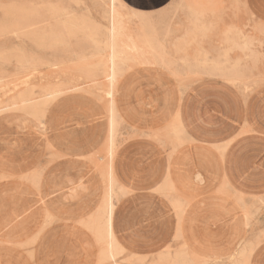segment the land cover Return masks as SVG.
<instances>
[{
    "label": "crops",
    "instance_id": "1",
    "mask_svg": "<svg viewBox=\"0 0 264 264\" xmlns=\"http://www.w3.org/2000/svg\"><path fill=\"white\" fill-rule=\"evenodd\" d=\"M169 1L140 0L149 8L137 9ZM245 3L264 23V0ZM149 72H127L115 92L134 136L112 160L120 187L113 235L126 252L157 254L177 234L176 200L185 243L199 256H227L241 248L249 227L233 194L264 197V85L244 97L225 81L182 86ZM172 113L184 134L163 149L150 136H165ZM107 130L103 106L78 93L59 97L39 120L0 115V264H95L92 223L105 193L95 159ZM247 264H264V242Z\"/></svg>",
    "mask_w": 264,
    "mask_h": 264
},
{
    "label": "rangeland",
    "instance_id": "2",
    "mask_svg": "<svg viewBox=\"0 0 264 264\" xmlns=\"http://www.w3.org/2000/svg\"><path fill=\"white\" fill-rule=\"evenodd\" d=\"M132 1L136 7L130 5ZM138 5L149 8L140 0H0V112L17 101L19 93L27 87H32L33 96L39 99L44 93L56 94L46 110L68 93L95 99L103 106L106 117L113 103L115 119L118 120L114 131L116 150L134 134L121 121L120 102L115 92L123 76L136 68L148 69L156 75H169L182 86L207 78L225 81L244 97L264 85V23L248 10L245 0H171L163 8L148 12L139 11ZM112 9L118 15L112 13ZM18 11L24 15L30 13L27 18L20 16L23 21L27 20L25 24H32L26 32L28 35L22 33L24 29H19L24 24L23 21L18 23ZM133 12L142 13L143 20L137 19ZM66 17L73 18L82 32L66 35L61 44L49 45V33L62 31L58 21ZM140 21L144 24L140 25ZM112 28L130 60L115 74L114 87L109 93L108 52L104 42L96 45L87 39L86 31L104 37ZM138 30L153 37L151 46L144 43ZM39 35L44 36V45L36 42L34 37ZM130 47H134L133 50ZM19 56L24 60L20 62ZM164 131L165 136H150L163 149L171 145L174 148L182 141V134L172 133L169 125ZM109 139L107 130V139L95 159L105 181L104 198L97 209L100 216L105 215L107 202L116 201L120 190L116 180V185L111 187L107 174ZM233 195L236 201L243 203L246 225L249 226L241 248L227 256L212 252L197 258L193 264H237L248 260L255 245L264 242V197L252 199ZM173 204L184 212L178 201L173 200ZM179 227L172 243L155 255L135 256L123 250L103 261L96 257L95 264H176L179 260L188 261L196 253L181 237Z\"/></svg>",
    "mask_w": 264,
    "mask_h": 264
},
{
    "label": "bare ground",
    "instance_id": "3",
    "mask_svg": "<svg viewBox=\"0 0 264 264\" xmlns=\"http://www.w3.org/2000/svg\"><path fill=\"white\" fill-rule=\"evenodd\" d=\"M113 1H115V0H113ZM18 12H17V16H18L17 18L20 19V22H18V23L21 24V21H23L22 20L23 18H20V16L24 15V13H21V11L19 13ZM193 12H197V11L194 10ZM112 13L117 14L116 12H114V9H112ZM29 14L30 13L25 14L24 15L25 18H27ZM141 14H139L138 12L137 13L133 12V15L137 19H140V20L142 19L143 20V17H142ZM198 17H200V16L198 15ZM24 22H27V20L23 21L24 26H19V29L20 30L24 29V32H22V33L25 34V35H28L26 32H28V29L30 27H32V24L29 23V22L27 24H25ZM58 23H60V25L63 28V30L62 31H51L49 33V38H50L49 45L61 44L63 42V38L66 35H68V36L69 35H76L77 33L82 32V29L79 28L78 23H76L73 18L66 17L64 20L58 21ZM140 23H141L140 25H142V23L144 24V21H140ZM139 28H143V27L139 26ZM139 31L140 30H138L137 33ZM142 31L139 32V33H142L141 36H142V39H143L144 43L148 44L149 46H151L153 37L150 34H143ZM22 33H20V34H22ZM139 35L140 34H138V37H139ZM86 37H87V39L96 42V45L99 42H104V47L106 48V50L108 52V56H109L108 62H107V65H106V71H107L106 73H107V80H108L107 87L109 89V93H111V91H112V89L114 87L115 74L117 72L123 70L121 68L122 65L125 62H127L128 59H129L126 56L125 50H123L125 48L122 49L123 46L121 47V45L119 44L118 37H116V35L114 34L113 28H112L111 31H108L104 35V37L101 36V35L98 36L96 32L88 30V31H86ZM34 38L36 39V42L39 45H44L42 43V40H43L44 36L39 35V36H35ZM120 39H122V38H120ZM137 44H139V42H137ZM140 45H139V47H141ZM130 46H132V45L130 44ZM133 48L134 47H132V48L130 47L129 49L133 50ZM139 51L142 52L141 50H139ZM135 52H136V50H135ZM23 60L24 59L19 56V61L21 62ZM130 64H129V66H130ZM55 95H56L55 93H51L50 92V93H47L46 95L44 93V96L42 98H40V99L39 98H35L33 96L32 87H27L25 90H23L22 92L19 93L17 101L13 102L10 106H8V108L3 109L0 112V115H2L4 113H8V112L10 113L11 111L13 113H14V111H19V113H21V115L27 116L29 118L32 117V118H34L36 120H39V119H41L44 116V114L46 112V106L48 105V103L55 99ZM112 97H114V96H112ZM115 111L116 110H115L114 104L111 103V107L108 109V115H107V124H108V131L110 133V139H109V144H108L107 154H106L108 159H109V161H108L109 164H108V162L106 164L108 165L107 174H109V176H110L109 177V183H110L111 187H112L113 184L116 185L115 178H114V175H113V168H112V160H113L114 153L116 151L115 150L116 146L114 144V142H115L114 131H115V128L117 127L116 125H117V121H118V120L116 121V119H115ZM169 113H170V110L166 109L165 110V114L167 115ZM168 116H170V119H171L170 120V124H169L170 131L172 133H175V134H182L183 135L184 134V130L182 128L183 126H181L180 123H179L178 115L172 113V114H170ZM40 128H41V126H40ZM102 166H104V165H102ZM168 187H169V185L167 186V188ZM173 207L177 211V215H178V219H179V221H178V227H179L181 218L183 216L182 214L184 212L181 209V207L176 205V204H173ZM113 209H114V202H113V199H111L110 202H107V209H106L105 215L104 216H100L98 214V211H97L96 216H95V221L92 223V225H93L92 226L93 227V235H94L95 241H96V243H97V245L99 247V251L97 253V258L99 260H102V261L105 260L108 257H114V255L117 254V253L121 254V251L123 252L122 247L117 243L116 238L114 237L112 229H111V217H112V214H113ZM43 220H45V219H43ZM131 256H133V258H134L136 255L135 256L131 255ZM200 257H204V256H199V255L195 254L191 258H189L188 261H187V259L179 260L176 264H193L194 261L197 258H200ZM247 262H248V260H243L241 262H238L237 264H247Z\"/></svg>",
    "mask_w": 264,
    "mask_h": 264
}]
</instances>
